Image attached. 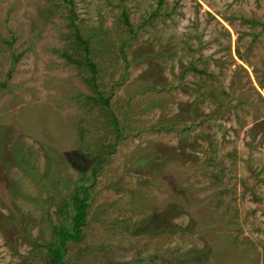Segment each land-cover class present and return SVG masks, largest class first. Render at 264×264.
<instances>
[{
    "label": "rangeland",
    "instance_id": "374dc122",
    "mask_svg": "<svg viewBox=\"0 0 264 264\" xmlns=\"http://www.w3.org/2000/svg\"><path fill=\"white\" fill-rule=\"evenodd\" d=\"M81 180L59 264H264V0H0V264Z\"/></svg>",
    "mask_w": 264,
    "mask_h": 264
},
{
    "label": "trees",
    "instance_id": "16d2710c",
    "mask_svg": "<svg viewBox=\"0 0 264 264\" xmlns=\"http://www.w3.org/2000/svg\"><path fill=\"white\" fill-rule=\"evenodd\" d=\"M125 21L127 24L128 17L125 16ZM86 44H89V40H84ZM93 72H96V67L91 65ZM107 102V99L101 100ZM86 158L92 160L97 165H92L94 173L96 174L98 166H102L106 158L97 153L95 155H86ZM89 189L90 186L86 185L83 180L77 181L74 190L70 193V202L66 203V206H63L61 210L66 212H71L74 210V214L70 219V224H62L59 227L53 226L54 229V239L51 245H42L44 248H49L50 254L53 257V262L59 264L64 257L65 251L62 249L70 241H77L80 238L82 233L81 226L83 225L86 216L88 214V201H89ZM35 224L33 225V227ZM32 227V228H33ZM33 241V240H32ZM15 246L18 244V241L15 242ZM34 243V241H33ZM36 244V242H35ZM37 246V245H36Z\"/></svg>",
    "mask_w": 264,
    "mask_h": 264
}]
</instances>
